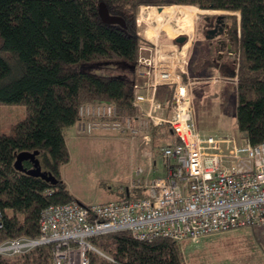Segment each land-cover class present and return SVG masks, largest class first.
<instances>
[{
  "label": "trees",
  "instance_id": "trees-1",
  "mask_svg": "<svg viewBox=\"0 0 264 264\" xmlns=\"http://www.w3.org/2000/svg\"><path fill=\"white\" fill-rule=\"evenodd\" d=\"M99 2L124 21V29L101 22ZM176 6L238 15L223 16L229 25L222 50L212 52L202 39L206 51L196 54L195 68L215 70L217 53H224L221 76L236 80V129L252 147L264 140V0H0V104L23 106L26 114L8 134L0 133V243L36 238L46 208L79 204L61 177L69 162L64 132L75 126L82 105L135 112L139 51L152 47L137 25L139 9L162 8V15ZM235 53L236 68L229 58ZM161 129L149 131L156 146L168 141ZM23 152H38L41 171L55 178L54 186L14 169ZM22 167L32 165L26 161ZM131 193L146 197L140 190ZM180 243L140 242L128 232L102 236L91 244L105 258L92 253L90 264H185ZM0 264H52L50 248L0 257Z\"/></svg>",
  "mask_w": 264,
  "mask_h": 264
},
{
  "label": "built area",
  "instance_id": "built-area-1",
  "mask_svg": "<svg viewBox=\"0 0 264 264\" xmlns=\"http://www.w3.org/2000/svg\"><path fill=\"white\" fill-rule=\"evenodd\" d=\"M184 37L188 39L185 45L175 44L179 49L193 42L192 35ZM152 49L139 51L133 86L135 114L108 104L82 105L75 130L79 136L112 132L149 146L150 129L166 127L171 140L157 148L160 158L170 162L166 175L134 181L125 189L126 198L119 201L50 206L41 214L38 236L1 242L0 257L49 247L52 264H90L92 253L105 258L91 240L115 233L128 232L140 242L158 238L183 242L264 227V140L252 147L243 136L237 141L201 135L194 82L186 70L188 58L179 56L176 49L170 52L156 44ZM163 86L173 88L168 107L157 99ZM134 190L146 197L134 198Z\"/></svg>",
  "mask_w": 264,
  "mask_h": 264
},
{
  "label": "rangeland",
  "instance_id": "rangeland-1",
  "mask_svg": "<svg viewBox=\"0 0 264 264\" xmlns=\"http://www.w3.org/2000/svg\"><path fill=\"white\" fill-rule=\"evenodd\" d=\"M176 7L178 8L167 9L181 11L185 20H191L190 23L183 21L179 13H175V16L170 13L161 15L157 8L139 9L137 25L141 35L152 44L151 49L156 44L164 46L170 52L178 50L179 56H192L193 53L200 55L203 50L206 51V46H202V35L196 32L202 16L215 17L223 14L238 18L233 13ZM194 33L199 41L194 37V42L189 46L183 49L176 46L185 45L175 42L179 36L191 37ZM230 56L236 68L237 53ZM213 71L208 69L201 72L202 81L193 85L198 130L205 137L228 138L236 135L239 136L236 140L240 141L242 136L235 126L236 80H226L222 76L215 79ZM208 90L215 91L208 94ZM25 115L23 106L0 104V133L8 134ZM64 135L69 162L61 168L62 180L71 194L88 206L126 198L124 189H129L134 181H144L154 176L150 169L152 166L160 168L163 165L157 153L158 146L152 144V141L149 146H143L137 144L136 140L131 141L115 133L79 136L76 135L75 126L66 129ZM180 247L185 264H264V227L240 228L195 241L186 240L180 243Z\"/></svg>",
  "mask_w": 264,
  "mask_h": 264
},
{
  "label": "crops",
  "instance_id": "crops-1",
  "mask_svg": "<svg viewBox=\"0 0 264 264\" xmlns=\"http://www.w3.org/2000/svg\"><path fill=\"white\" fill-rule=\"evenodd\" d=\"M142 9V8H141ZM145 9H147V8H145ZM144 9V10H145ZM174 11H178V10H174ZM174 11H172V12H174ZM141 12H143V10H141ZM159 12H160V10H159ZM181 12V11H180ZM183 14V13H182ZM183 16H184V14H183ZM173 17V16H172ZM185 17V16H184ZM185 21H187V19L185 20ZM179 22H180V20H179ZM188 22V21H187ZM190 23V22H189ZM194 37H195V33H194V36H193V34H192V39H193V42H194ZM196 38V40H197V36L195 37ZM197 41H199V40H197ZM192 42V43H193ZM199 43V42H198ZM185 57H187L188 58V63H189V65L186 67V70H187V74L188 75H190L189 76V78L192 80V82H198V81H202V78H200L202 75L200 74L201 72H200V70H195V64L196 63H198L197 62V58H198V56H196V54L195 53H193L192 54V56H185ZM222 58H223V55L222 54H219L218 56H217V62H216V64H215V70L213 71V72H215V79H217V78H219V76H221V73H220V68L222 67L221 66V60H222ZM224 61V60H223ZM223 64H225V63H223ZM233 69H234V67H233ZM234 71V70H233ZM202 72H205V71H202ZM224 79H226L225 77H223ZM182 79H186V77L185 76H183L182 77ZM223 80V79H222ZM227 80V79H226ZM171 86H168V87H160L159 89H158V94H157V99H158V101L162 104V105H164V106H168V103H169V101H170V97H171ZM220 88V87H219ZM218 88V90H221V89H219ZM215 90H208L207 92H208V94H212L213 92H214ZM236 95V94H235ZM193 98H194V90H193ZM193 101H194V99H193ZM234 102H235V108H236V97H235V99H234ZM236 126V125H235ZM162 131H161V133L162 134H166L167 136L166 137H168V140H171V135H170V133L168 132V129L165 127V129H161ZM98 133H106V132H98ZM95 134H97V133H95ZM77 135V134H76ZM119 135V134H118ZM92 136V135H91ZM120 136H123V135H120ZM85 137H87V136H85ZM123 137H126V136H123ZM238 137L239 136H231V137H228V138H234V139H238ZM127 138V137H126ZM137 144H138V142H137ZM153 150V149H152ZM162 162H163V165L160 167V168H156L155 167V165L154 166H152L150 169H151V171H152V173L153 174H155L154 176H150L149 178H147V179H145L144 181L146 182V181H148V180H151V179H153V178H161V177H164L165 175H166V173H167V168H168V165L170 164V162H167V161H164V160H162ZM124 192H125V194H126V190L124 189ZM73 195V194H72ZM75 199H76V197H74ZM77 200V199H76ZM78 201V200H77ZM79 202V204H81V205H83V206H88V205H85L84 203H81L80 201H78Z\"/></svg>",
  "mask_w": 264,
  "mask_h": 264
},
{
  "label": "water",
  "instance_id": "water-1",
  "mask_svg": "<svg viewBox=\"0 0 264 264\" xmlns=\"http://www.w3.org/2000/svg\"><path fill=\"white\" fill-rule=\"evenodd\" d=\"M159 10H161V8H159ZM97 14L103 24L108 26H117L121 29L125 28L124 21L120 17L111 15L103 2H99L97 7ZM185 40L186 39L184 37H180L177 38L175 42L179 45H182L185 42ZM37 156H38V152H33V153L23 152L18 154L16 156V160L13 165L14 169L27 176L33 178H39L42 181L50 184L51 186H54L56 184L55 178H53L50 174L41 171ZM26 161H29L32 165L30 170L23 169L22 167L23 162Z\"/></svg>",
  "mask_w": 264,
  "mask_h": 264
},
{
  "label": "flooded vegetation",
  "instance_id": "flooded-vegetation-1",
  "mask_svg": "<svg viewBox=\"0 0 264 264\" xmlns=\"http://www.w3.org/2000/svg\"><path fill=\"white\" fill-rule=\"evenodd\" d=\"M221 13V12H220ZM225 15H220V16H202V19H200V27H196V32H198L199 34L202 35L204 40H207L208 46L210 47L211 51H215L218 49H223L224 48V43H223V39L226 36V32H227V27H228V23H225L224 17ZM191 20H189L188 22H190ZM181 22V20H180ZM186 40L187 37H184ZM186 40L183 44L186 43ZM182 44V45H183ZM208 47V48H209ZM222 54L223 58L222 60L225 58L224 53L222 51H219L217 53ZM232 56H229V58ZM231 59V58H230ZM217 61V59H216ZM215 62V60L213 61ZM189 65V63H188Z\"/></svg>",
  "mask_w": 264,
  "mask_h": 264
},
{
  "label": "bare ground",
  "instance_id": "bare-ground-1",
  "mask_svg": "<svg viewBox=\"0 0 264 264\" xmlns=\"http://www.w3.org/2000/svg\"><path fill=\"white\" fill-rule=\"evenodd\" d=\"M168 10H170V11H174V10H172V9H168ZM175 13H176V12H170V14H172V15H174V16H175ZM179 14L181 15V19H182L183 21H185L183 14H181V13H179Z\"/></svg>",
  "mask_w": 264,
  "mask_h": 264
}]
</instances>
